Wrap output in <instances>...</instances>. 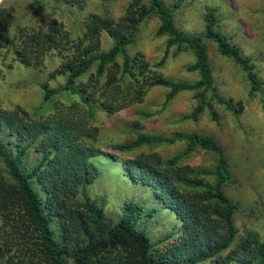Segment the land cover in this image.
Instances as JSON below:
<instances>
[{"label":"trees","instance_id":"1","mask_svg":"<svg viewBox=\"0 0 264 264\" xmlns=\"http://www.w3.org/2000/svg\"><path fill=\"white\" fill-rule=\"evenodd\" d=\"M64 1L78 8L84 4ZM181 1L130 0L118 17L89 13L75 39L61 22L48 18L44 27L19 29L13 41L7 33L11 15L0 7V48L10 44L15 59L32 67L40 66L48 51L61 57L50 75H63L64 82L58 88L41 84L43 103L60 89L80 102L35 119L20 106H0V264H264V237L249 229L239 234L234 225L237 204L223 192L230 170L213 137L136 131L129 141L107 142L111 152L96 144L94 112L110 115L139 103L152 86L167 89L165 101L182 90L196 91L198 104L180 117L196 119L205 107L216 121L213 101L239 112L241 102L223 97L213 86L205 39L245 71L249 95L259 88L250 56L215 29L217 6H203L200 33H185L173 22ZM150 14L159 20L155 35L167 37L161 56L152 62L138 51H125L138 24ZM101 31L111 38L106 50L100 48ZM170 47L172 55L192 52L186 70L197 72L195 81L162 76L159 69ZM91 67L87 80L77 84ZM176 141H184V147L165 159L155 152L124 156L143 144ZM196 148L214 155L209 168L178 163ZM95 156L118 164L128 182L142 189L143 198L124 200L119 211L106 212L104 197L86 193L98 174ZM160 209L170 214L171 222L163 234L151 236L148 221L141 218Z\"/></svg>","mask_w":264,"mask_h":264},{"label":"rangeland","instance_id":"2","mask_svg":"<svg viewBox=\"0 0 264 264\" xmlns=\"http://www.w3.org/2000/svg\"><path fill=\"white\" fill-rule=\"evenodd\" d=\"M130 0H84L81 8L64 0H0V7L11 15L7 30L14 41L19 29L44 27L48 18L61 22L70 39L80 37L84 31V19L89 13L112 17L122 14ZM170 4L172 0H164ZM204 5L217 6L215 29L230 37L241 53L250 56L252 71L260 86L249 95V83L245 71L234 61L220 55L213 41L205 39L212 82L215 90L223 97L240 101L242 108L232 112L223 104L213 101L217 114L211 120L204 107L196 119L180 117L193 111L198 104L195 90L177 92L165 101L167 89L162 86L150 87L143 100L124 107L113 114L101 110L94 112L92 125L98 128L96 144L104 151L111 149L107 142H124L133 139L135 132L169 135L173 132H197L213 137L221 146L230 170V180L223 185V192L237 206L233 214L234 225L239 234L243 229L256 232L264 237V0H182L173 11L175 27L185 33L202 31ZM159 24L154 14L145 17L137 26L134 41L125 47L128 54L135 51L143 54L148 61L157 60L164 49L166 36H156ZM100 48L106 50L111 38L105 31L100 32ZM169 48L165 63L159 69L163 77L192 82L197 79L196 71L186 70L193 61L192 52L185 49L172 55ZM116 61L120 63L121 58ZM61 57L55 51H48L38 67L20 63L15 59L10 44L0 48V106H20L31 118L48 115L63 105L78 102V97L66 90L52 94L44 102L41 84L58 88L64 82L63 75H50L59 65ZM94 71L91 67L76 81L80 84ZM209 97V91L205 92ZM136 124V125H135ZM184 141L172 144H143L124 156L140 152H155L165 159L180 151ZM98 169L96 178L86 186L91 198L104 197L105 211L115 213L124 200H141L142 189L130 184L116 163L101 157L92 158ZM179 164L202 165L209 168L214 163L211 152L196 148L180 159ZM208 178H210L208 176ZM79 199V197H78ZM148 221L147 231L151 236L163 234L171 222L170 214L160 209ZM67 264H72L67 260Z\"/></svg>","mask_w":264,"mask_h":264}]
</instances>
